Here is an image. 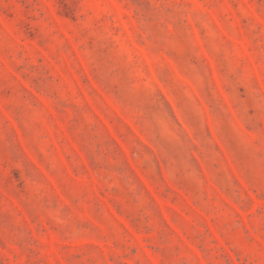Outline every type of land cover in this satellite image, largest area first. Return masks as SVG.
I'll return each mask as SVG.
<instances>
[{
	"label": "rangeland",
	"instance_id": "1",
	"mask_svg": "<svg viewBox=\"0 0 264 264\" xmlns=\"http://www.w3.org/2000/svg\"><path fill=\"white\" fill-rule=\"evenodd\" d=\"M0 264H264V0H0Z\"/></svg>",
	"mask_w": 264,
	"mask_h": 264
}]
</instances>
